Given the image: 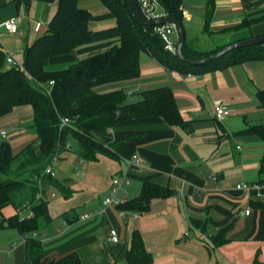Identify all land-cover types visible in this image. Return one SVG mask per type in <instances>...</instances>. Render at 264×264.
Masks as SVG:
<instances>
[{
	"label": "crops",
	"instance_id": "crops-1",
	"mask_svg": "<svg viewBox=\"0 0 264 264\" xmlns=\"http://www.w3.org/2000/svg\"><path fill=\"white\" fill-rule=\"evenodd\" d=\"M213 1L214 13L207 25L208 0H184L183 23L191 48L210 52L264 37V0ZM78 6L92 14L93 43L51 60L49 71L68 68L120 44L116 19L101 0H79ZM57 10V2L34 1L28 8H18L14 0H0V47L22 62L26 48L46 34ZM17 17L18 33L1 27ZM244 23L247 26L242 27ZM172 39L179 43L177 32ZM140 70L138 78L111 83L99 93L123 91L132 104L142 100L140 93L169 87L188 126L172 127L160 117H151L94 131L96 141L116 146L114 158L101 154L96 161L83 159L78 143L71 139L70 149L53 165L55 177H50L70 195L66 198L55 186L43 184L51 222L28 237L37 235L49 260L77 254L83 264H129L134 231L142 235L152 264H263L264 191L258 196L257 191L238 186L264 183V141L250 132L264 125V104L259 99L264 92V60L185 74L144 52ZM216 103L231 112L223 121L214 117ZM33 129L32 108H15L0 118V131L6 132L0 134V146L9 142L14 155H21L37 139ZM133 156H139L144 166L130 167ZM124 177L130 180L127 201L139 196L144 182L169 188L175 195L153 201L143 214L105 207L113 179ZM15 200L3 211L6 219L34 216L32 205L39 201L38 195L35 203L21 195ZM22 203L28 204L20 209ZM111 230L118 232V244L109 242ZM0 264H29L27 241L16 230L0 229Z\"/></svg>",
	"mask_w": 264,
	"mask_h": 264
},
{
	"label": "trees",
	"instance_id": "trees-1",
	"mask_svg": "<svg viewBox=\"0 0 264 264\" xmlns=\"http://www.w3.org/2000/svg\"><path fill=\"white\" fill-rule=\"evenodd\" d=\"M14 1L18 8H28L34 1L58 3L57 13L50 21L46 34L26 48L23 61H20L23 68L9 65L6 51L0 47V118L10 115L15 108L30 106L33 110V128L37 134L36 141L18 156L14 155L9 142L0 146V229H13L23 236L40 232L51 222L48 202L41 199L35 203L39 193L35 177L46 170L58 153L63 155L68 151L65 147L71 139L78 143L79 154L83 159L96 161L101 154L114 158L113 150L116 146L108 147L96 141L94 131L111 129L132 119L151 117H160L172 127L188 126L169 87L140 93L142 100L132 104L127 103L128 95L123 91L105 94L96 91L102 85L138 78L141 74L142 53H148L170 70L185 74H204L249 61L264 60L263 42L230 51L218 60L196 64L218 55L227 47L202 52L191 48L186 40L182 49L183 60L178 54L174 55L165 49L164 41L155 27L146 26L139 20L130 0H101L116 19L120 44L80 60L68 68L49 71L51 60L74 54L79 48L93 43V32L90 29L92 14L78 6L79 0ZM159 2L166 15L180 21L185 31L182 9L184 0ZM213 13L214 1L208 0L207 25ZM245 26L247 23L242 25ZM259 99L264 104V92L259 93ZM63 118L70 119L72 124L61 129ZM250 132L264 141V125L253 127ZM261 171H264V157ZM50 177H43V184L48 182L68 198L70 193ZM17 195L36 204L32 205L34 216L25 219H21L19 215L9 219L4 217V209L16 204ZM174 195L175 192L169 188L144 182L139 196L118 208L143 214L149 211L153 201ZM27 204L22 203L21 207H17L21 209ZM27 255L29 264H83L77 254L49 260L42 242L35 238L27 240ZM127 261L129 264L154 262L138 231L132 234ZM255 264L262 263L255 261Z\"/></svg>",
	"mask_w": 264,
	"mask_h": 264
},
{
	"label": "built area",
	"instance_id": "built-area-1",
	"mask_svg": "<svg viewBox=\"0 0 264 264\" xmlns=\"http://www.w3.org/2000/svg\"><path fill=\"white\" fill-rule=\"evenodd\" d=\"M138 1H139L143 14L148 20H159L164 17H167L165 13H160V11L163 10V8L161 7L159 0H138ZM186 16H187V13L183 12V17H186ZM19 23H20V19L17 17V18L11 19L3 23L1 27H3L10 34H16L19 31ZM170 25H173V24L155 27V29L159 33L161 38L163 39L164 44H165V49L171 52L172 54L176 55L178 54V44L179 43H176L172 39V35L176 33L177 31L174 28L175 26L173 27ZM7 63L11 66L17 67L18 69L23 68L20 61H18L14 57L13 53L11 52H7ZM50 85H53V83H51ZM47 91L48 93H50V90H47ZM213 112H214L215 119L219 121H223L228 116H230V110H228L221 103H216L214 105ZM71 124H72V121L70 119L63 118L61 120L60 128L64 129L66 127H69ZM0 134L5 135L6 132L0 131ZM65 148L66 150H69L70 144H67ZM60 157H62V155L58 153L56 157L52 160V163L47 166L46 170L40 176L35 177V181H37L39 185V193H38L39 200L43 199V189H42L43 188L42 187L43 177L45 176L55 177V173L53 171V165L56 163V161L59 162ZM128 165L130 167L131 166L142 167L144 166V161L139 156H133L128 161ZM129 184H130V180L126 177L122 179H119V178L113 179L112 189L104 201L105 206L110 207V206H118L122 204L128 197V193L125 190V188ZM238 189L243 190V191L255 190L258 192V196H261L262 192L264 191V183L255 184V185L242 184L238 186ZM250 213H251L250 209L246 211V215H250ZM90 216H92V214L85 215L82 218L87 219ZM34 238L37 239L36 234L34 235ZM28 239L29 237L25 236V240L27 241ZM109 242L112 244H118L120 242V237L116 230H111Z\"/></svg>",
	"mask_w": 264,
	"mask_h": 264
},
{
	"label": "water",
	"instance_id": "water-1",
	"mask_svg": "<svg viewBox=\"0 0 264 264\" xmlns=\"http://www.w3.org/2000/svg\"><path fill=\"white\" fill-rule=\"evenodd\" d=\"M130 2H131L132 6L135 10L137 17L139 18V20L144 25L149 26V27H159V26H165L167 24H173L176 27L177 33L179 36L178 56L184 60V57L182 54V49H183V46H184V43L186 40V34H185L184 27H183L182 23L180 21H178L177 19L172 18V17H168V16L164 17L162 19H159V20H148L141 10L139 1L138 0H130ZM263 42H264V37L258 38V39H252V40H248V41H243V42H238V43H235V44L227 47L226 49H224L223 52L219 53L218 55L209 57L205 60L197 62L196 64H205V63H208V62H211L214 60H218L230 51H233V50H236V49H239L242 47H250V46L260 44ZM190 63H193V62H190Z\"/></svg>",
	"mask_w": 264,
	"mask_h": 264
},
{
	"label": "rangeland",
	"instance_id": "rangeland-1",
	"mask_svg": "<svg viewBox=\"0 0 264 264\" xmlns=\"http://www.w3.org/2000/svg\"><path fill=\"white\" fill-rule=\"evenodd\" d=\"M163 11H164V10H163ZM164 13H165V11H164ZM165 14H166V13H165ZM167 25H168V24H167ZM174 28H175V30L177 31L176 27H174ZM173 38H174V37H173ZM68 66H69V65H68ZM66 67H67V66H65V67H60V68H58V69H56V70H59V69H62V68H66ZM112 85H114V84H112ZM109 86H111V84H110V85H102V86L96 88V91H98V92H102V90H104L105 87H109ZM43 87H44V86H43ZM45 89H46V88H45ZM48 90H50V89L48 88ZM230 113H231V112H230ZM33 133L36 134V132H35L34 129H33ZM31 137H32L31 134H29L28 137H26V139L29 140V139H31ZM73 147H74V146H73ZM55 157H56V156H55ZM55 157H54V158H55ZM54 158H53V159H54ZM60 159H61V157H60ZM60 159H59V161H60ZM57 162H58V161H56V163H57ZM56 163H55V164H56ZM112 183H113V181H112ZM106 198H107V197H106ZM104 201H105V200H104ZM126 201H127V199H126L123 203H125ZM123 203H122V204H123ZM122 204H120V205H122ZM120 205L115 206V207H119ZM104 206H105V204H104ZM105 207H106V206H105ZM111 244H112V243H111Z\"/></svg>",
	"mask_w": 264,
	"mask_h": 264
}]
</instances>
